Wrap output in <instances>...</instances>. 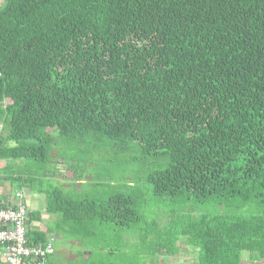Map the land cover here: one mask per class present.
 <instances>
[{
  "label": "trees",
  "instance_id": "16d2710c",
  "mask_svg": "<svg viewBox=\"0 0 264 264\" xmlns=\"http://www.w3.org/2000/svg\"><path fill=\"white\" fill-rule=\"evenodd\" d=\"M56 159L76 188L52 184ZM0 176L56 216L32 245L61 232L115 256L105 232H136L140 255L264 264V0H5ZM150 205L167 209L159 232Z\"/></svg>",
  "mask_w": 264,
  "mask_h": 264
},
{
  "label": "rangeland",
  "instance_id": "374dc122",
  "mask_svg": "<svg viewBox=\"0 0 264 264\" xmlns=\"http://www.w3.org/2000/svg\"><path fill=\"white\" fill-rule=\"evenodd\" d=\"M94 159L97 165L101 166L99 167V170L101 172L104 164L107 165V162H106L107 153L102 152L96 156L94 155ZM56 161L60 163L57 164L58 173L56 174V178H55L56 181H52V184L63 190L76 188V187H72V180H71L72 176L70 174V171L67 170L64 167V165L61 163L62 160L56 159ZM1 179H2V176H0V187L2 188V190L6 191L10 197L13 198L16 192H20L22 194L23 200L26 203V205L27 203L28 204L30 203L32 207L33 206L36 207V210L44 212L45 202H44L43 194H38L35 192L36 190L33 191V189L17 188L14 185L11 186L9 183H5ZM101 187H105L106 189L112 188V186H107L105 183L103 184L102 182H101ZM101 187H95L92 185H86V186L82 185L79 191L81 190H93L94 191L97 188L101 189ZM166 210L167 209L165 207H160L157 205L156 206L150 205L144 211L145 219L149 220V222L155 221V228L158 232L162 230V226L168 220V216H166L165 213H163ZM203 212H205V209L196 210V213H199V214ZM53 218L56 219V216ZM47 219L48 218H46L45 221ZM50 220H52V217L49 218V221ZM149 225L151 227V224ZM148 232L150 233L146 237L148 242L155 241L154 234L156 232L154 231L155 233H153V231L150 229H148ZM116 236L117 235L114 232H105L104 241H101L102 242L101 245H104L106 247L105 251L107 252L109 247H114L115 243L118 240L119 243L125 246L124 247L125 249H123L122 246L120 247V250H123V252L120 254V252L115 251L116 257L109 256V255L107 256L106 254L101 255V254H97L94 252L89 263L91 264H94V263L99 264V262L112 263L115 260L117 261L122 260L124 261V263L122 262L123 264H131V261H133L134 264H182L183 261L185 262L186 260H188L189 262L187 264H193L194 263L193 261L196 260V254L194 252H191L193 251L192 247L185 246V244L180 245L181 246L180 250L177 252L178 254L176 256L168 255L164 253L162 250L154 253V255L147 254V253L140 255V252L138 250H140L141 241H139L140 237L138 233L136 232L132 234L124 233L121 235V238H119V236H117L116 238ZM48 238L53 239L52 244L54 248V254H53L54 264H87L82 259L81 255H78L76 253V258L73 259L70 253L72 250L74 251V249H75V252L80 251L82 253V250L84 249L83 245H81V247H72L69 241H67L63 237L61 232L53 233L49 235ZM111 238L114 239V241H112V245H111V240H110ZM246 257H247V253L244 252L242 254V258L244 259ZM252 264H261V263H252Z\"/></svg>",
  "mask_w": 264,
  "mask_h": 264
},
{
  "label": "built area",
  "instance_id": "2783aa9c",
  "mask_svg": "<svg viewBox=\"0 0 264 264\" xmlns=\"http://www.w3.org/2000/svg\"><path fill=\"white\" fill-rule=\"evenodd\" d=\"M17 207L0 208V264H46L53 252V239L32 245L27 238V205L22 194L13 197Z\"/></svg>",
  "mask_w": 264,
  "mask_h": 264
},
{
  "label": "crops",
  "instance_id": "0c3cea01",
  "mask_svg": "<svg viewBox=\"0 0 264 264\" xmlns=\"http://www.w3.org/2000/svg\"><path fill=\"white\" fill-rule=\"evenodd\" d=\"M5 183H7V182H5ZM0 195H1V197H0V203L1 204H5V203H7V202H12L13 201V198L12 197H10L8 194H7V192L6 191H4V190H2V188L0 187ZM27 209L28 210H33V211H35L36 210V207H32V205H30V203L28 204L27 203ZM41 212V221L40 222H37V221H32L28 226H27V229H31V230H37V231H45V225L46 224H48V222H49V216L45 213V212H42V211H40ZM46 218H48L46 221H45V219ZM53 220H55L53 217H52V221ZM69 243H70V245L72 246V247H81V244L80 243H78V242H71V241H69ZM84 247V246H83ZM125 249V248H124ZM1 253H2V249H0V257H1ZM71 255H72V257H73V259H75L76 258V253L78 254V255H81L82 256V259L84 260V261H90V257H91V253L92 252H90V251H88L87 249H83L82 250V253L80 252V251H77V252H75V249H74V251L72 250L71 252ZM78 257V256H77ZM193 260V259H192ZM189 261L188 260H186L185 262L183 261V263L182 264H187ZM193 262H195V261H193ZM193 262H191V263H193Z\"/></svg>",
  "mask_w": 264,
  "mask_h": 264
},
{
  "label": "water",
  "instance_id": "95a60500",
  "mask_svg": "<svg viewBox=\"0 0 264 264\" xmlns=\"http://www.w3.org/2000/svg\"><path fill=\"white\" fill-rule=\"evenodd\" d=\"M4 1H5V0H0V6L3 4Z\"/></svg>",
  "mask_w": 264,
  "mask_h": 264
}]
</instances>
